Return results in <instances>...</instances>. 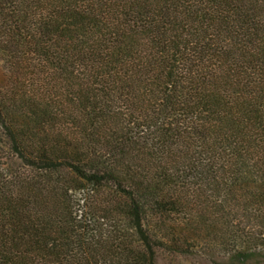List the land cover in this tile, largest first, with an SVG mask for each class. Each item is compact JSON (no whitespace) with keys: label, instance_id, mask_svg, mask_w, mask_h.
I'll return each instance as SVG.
<instances>
[{"label":"trees","instance_id":"trees-1","mask_svg":"<svg viewBox=\"0 0 264 264\" xmlns=\"http://www.w3.org/2000/svg\"><path fill=\"white\" fill-rule=\"evenodd\" d=\"M264 264V0H0V264Z\"/></svg>","mask_w":264,"mask_h":264},{"label":"rangeland","instance_id":"rangeland-1","mask_svg":"<svg viewBox=\"0 0 264 264\" xmlns=\"http://www.w3.org/2000/svg\"><path fill=\"white\" fill-rule=\"evenodd\" d=\"M158 264H193V262L189 259H175L171 258L169 255L166 253L160 254L158 258ZM206 264V263H203Z\"/></svg>","mask_w":264,"mask_h":264}]
</instances>
